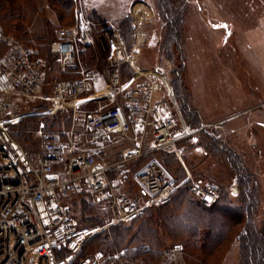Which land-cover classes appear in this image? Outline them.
<instances>
[{
  "label": "built area",
  "instance_id": "built-area-1",
  "mask_svg": "<svg viewBox=\"0 0 264 264\" xmlns=\"http://www.w3.org/2000/svg\"><path fill=\"white\" fill-rule=\"evenodd\" d=\"M82 19L74 28L55 30L50 52L59 59L61 74L74 73L76 43L90 40L89 27ZM105 34L112 61L109 74L91 69L77 72L74 78L54 79L53 107L57 110L75 101L74 126L95 139L109 134L142 135L148 127L152 143L144 150H133L130 158L176 153L179 143L194 130H180L169 102L154 97L161 83L166 84L165 72L159 67L140 72L121 104L81 110L89 100L81 98L85 93L106 83L107 89L97 95H114L122 85L120 66L139 60L140 54L128 50L119 29L109 27ZM46 71L47 61L6 33L0 24V264H115L126 256V249L84 252L104 227L80 223L71 204L73 194L87 190L93 201L106 205L113 219L107 226H111L129 224L144 216L148 208L168 203L179 186L160 160L152 157L134 175L140 192L132 194L121 180L111 176L113 166L84 146L73 127L53 133L41 126L35 133L39 140L36 153L30 156L10 129L27 115H41L25 108L36 99H49L40 94ZM189 191L204 204L212 205L223 188L216 183L192 181ZM182 252L181 244L163 250L160 264H178Z\"/></svg>",
  "mask_w": 264,
  "mask_h": 264
},
{
  "label": "rangeland",
  "instance_id": "rangeland-1",
  "mask_svg": "<svg viewBox=\"0 0 264 264\" xmlns=\"http://www.w3.org/2000/svg\"><path fill=\"white\" fill-rule=\"evenodd\" d=\"M73 1L75 4L71 11L73 15L66 17L63 25L59 23L57 16L65 14L67 10L65 11L64 7H60L59 4L52 3L53 0H21L17 4L19 7L22 8L23 6L24 9L30 11L35 8L36 13L31 17V21L28 19V24L26 22V29L29 30L28 32L38 33V35L43 34V17L51 19L56 26L55 29L60 27L74 28L77 26L80 17H83L82 20L89 27L90 40L84 44L79 41L76 43V61L81 67H75L74 73L76 74L81 70L91 69H98L106 75L109 74L112 61L105 30L109 27L120 30L119 23L126 15H129L135 24L137 35L135 44L128 50H137L138 55L140 54L139 60L131 65L134 70L133 76L125 77L121 88H116L114 95H110V97L97 95L107 89L106 83L100 84L96 90H91L81 97L93 101L90 105L80 106L81 110L94 111L101 106L108 108L121 104L126 92L135 83L134 78L140 72H145V70L150 72L155 67H159L165 72L166 87H169L171 92L170 97L166 95L167 93L160 95V97L166 99L172 106L180 130H184V127L194 130L186 123L180 110V104L174 98L168 80L172 68H179L183 62L179 74L181 82L186 88L183 93L189 95V103L192 109L196 111V122L202 123L198 127H205L220 121V124L214 127H237L239 129L236 135L244 127H246L247 132L248 127L249 129L253 127L251 131L257 134L255 147L251 148L246 142H241L239 146L243 147L246 164L251 171L256 173L260 183L262 205L258 213V222L264 235V0H185V23L181 39L184 43L183 60L180 62L182 56L176 45L172 44L171 46L169 44L173 64L167 62L164 54L160 52L164 29L163 20L157 9V0ZM146 11L153 13L152 20L145 21L142 18L139 21V17H142L143 12ZM88 54L93 57L89 59L90 61L85 58ZM56 61L51 66L47 62L46 79L40 91L41 95L49 99H36L25 109L29 108L28 110H30L34 106H45L46 108L40 112L41 115H55L56 113L62 115V112H68L71 117L70 127H73L75 132L81 135L84 146L93 150L102 162L112 165L111 176L121 180L127 191L136 194L134 193L135 190L131 191L130 186H137L134 175L138 171L137 169L147 162V159L143 157L144 155L130 158L132 155L130 153L138 148L144 150L148 147V144L152 142L150 129L147 127L142 135L109 134L98 139L83 135L82 129L73 124L75 101H70L63 108L57 110L53 107L51 100L55 93L53 81L56 78H63L59 73V59ZM183 65L184 67H182ZM41 126L45 127V123L41 122L39 128ZM65 131H69V129H65ZM247 132L241 133L240 136L242 134L246 136ZM207 137L204 136L203 131H200L194 136L188 137L185 142L179 143L176 153L185 166L186 159L189 162L196 158L198 155L195 152L196 145L204 144L208 140ZM35 139L38 144L39 140L36 136ZM236 151L239 152L240 149H236ZM197 161L201 162L199 165H202L203 170L208 172L212 178L221 176L222 173L223 178L220 181L229 186L228 192H230L231 198L237 200V188L234 179L229 178L225 170L223 171L215 156L209 155L207 160L202 161L200 159ZM220 181L216 180L214 183L220 184ZM85 193H87V202L92 204L93 209H95L93 215L98 217L97 221L101 222L83 224L104 227L97 234L100 235L117 223L107 226L113 222L109 208L106 205L96 203L93 199L91 200L87 190ZM74 209L76 215L81 216V205H74ZM235 257H237L236 250L233 251L228 264H236ZM197 262L196 259L193 260L194 264ZM160 263H162V258L154 262V264ZM178 264H192L187 258L184 248Z\"/></svg>",
  "mask_w": 264,
  "mask_h": 264
},
{
  "label": "trees",
  "instance_id": "trees-1",
  "mask_svg": "<svg viewBox=\"0 0 264 264\" xmlns=\"http://www.w3.org/2000/svg\"><path fill=\"white\" fill-rule=\"evenodd\" d=\"M19 1L21 0H0V22L4 31L15 36L26 46L35 49L37 54L44 58L50 66L55 64L57 56L50 52V45L55 40L56 26L51 19L43 17V34L28 32L29 30L26 29L28 19L31 21V17L36 13L35 8L33 11L24 9L23 6L21 8L17 4ZM52 3L59 4L60 7H64L65 11L67 10L65 14L57 16L59 23L63 25L65 18L73 15L71 11L75 5L74 1L53 0ZM157 9L163 20L164 29L160 52L164 54L167 62L173 64L169 44L171 46L175 44L177 50L181 52V56L183 55L184 43L181 39L185 23L186 3L185 0H157ZM119 28L128 48L131 49L136 42L137 35L135 24L129 15L120 21ZM85 58L90 61L89 59L93 57L88 54ZM182 60L183 56L180 57V62ZM181 65L177 69L172 68L168 80L174 98L180 104V110L186 123L191 126L190 128H201L198 126L202 123L195 120L196 111L189 103L188 93H183L186 88L179 75ZM76 66L81 68L77 61ZM133 74L134 70L130 64H122L120 68L121 81ZM61 75L63 78L78 76L76 73ZM45 108V106H34L30 110L41 112ZM41 122L45 123L46 131L64 133V130H68L70 127L71 117L65 111L62 112V115L35 113L23 117L17 124L11 126L10 130H12L14 138L32 157L37 150L34 133ZM239 144H234L227 138L212 136L211 140H207L204 144L196 145L195 152L198 155L196 154V158L189 162L186 159V166L176 153L158 152L154 155H144L143 157L147 161L152 157H157L172 174L176 184H180L176 192L173 193L172 199L161 206L148 208L144 216L129 224L117 223L111 226L108 231L97 235L89 242L84 252L96 250L115 252L126 249V256L115 264H154L161 259L163 250L175 244H181L192 264L195 259L198 261L197 264H228L235 250L237 253L236 264H264V235L258 222V213L262 205L260 183L256 173L251 171L246 164L243 147ZM235 148L240 151H236ZM209 155L215 156L223 171L225 170L229 178L234 179L237 200L231 198L230 192H228L229 186L220 181L223 178L222 173L221 176L212 178L208 172L203 170L202 165H199L201 162L197 160L205 161ZM216 180L222 183L219 182L223 191L212 205L204 204L189 191L192 181L214 183ZM130 189L134 191L136 187L132 185ZM86 195L85 191L75 193L71 200L73 209L74 205H81V216L77 214L80 223L85 225L83 223L101 222L97 221L98 217L93 215L95 209L92 204L87 202Z\"/></svg>",
  "mask_w": 264,
  "mask_h": 264
},
{
  "label": "crops",
  "instance_id": "crops-1",
  "mask_svg": "<svg viewBox=\"0 0 264 264\" xmlns=\"http://www.w3.org/2000/svg\"><path fill=\"white\" fill-rule=\"evenodd\" d=\"M148 12L149 11L143 12L142 17H139V21L142 18L145 21H151L152 20V17H153V13L149 12V14H148ZM145 71H147V70H145ZM165 93H167L166 95H168V96L171 94L169 87H166V84H163L162 86H160L158 88V92H157V94H156L155 97L158 99L160 97V95H163ZM92 102L93 101L87 100V102L86 103H83V105H81V106L90 105ZM219 124H220V121L219 122H214L213 124H208L205 127H201V128H198V129H194V132L190 136H188V137H192L197 132L203 131L204 132V136H208L207 137L208 140L209 139L211 140V137L212 136H215L216 138H222V139L223 138L224 139H226V138L228 139L229 138V141H231V142H233L234 144H237V145L239 143H241V142H246V144L249 145L251 148L252 147H255L257 145V139H256L257 134H255L254 131H251L253 129V127H251V129H249V127H248V132H247L246 127H244V128L242 127L243 129L240 131V133L238 132V135H236V133H237V131H238L239 128H237V127L236 128H233V127H214V126L219 125ZM243 132L244 133L247 132L248 134L246 136H245V134H242L240 136V134L243 133ZM151 143L152 142H150L148 145H150ZM139 192H140V189H139L138 186H136V189H135L134 193L138 194Z\"/></svg>",
  "mask_w": 264,
  "mask_h": 264
},
{
  "label": "bare ground",
  "instance_id": "bare-ground-1",
  "mask_svg": "<svg viewBox=\"0 0 264 264\" xmlns=\"http://www.w3.org/2000/svg\"><path fill=\"white\" fill-rule=\"evenodd\" d=\"M138 3V2H137ZM140 5V4H139ZM135 6V5H134ZM138 6V5H137ZM141 6V5H140Z\"/></svg>",
  "mask_w": 264,
  "mask_h": 264
}]
</instances>
